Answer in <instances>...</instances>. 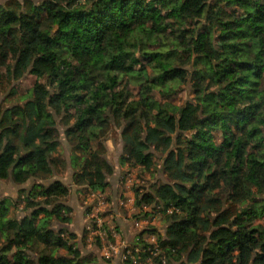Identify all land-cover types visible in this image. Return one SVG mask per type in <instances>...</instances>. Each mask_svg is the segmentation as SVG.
I'll return each instance as SVG.
<instances>
[{"label": "trees", "instance_id": "trees-1", "mask_svg": "<svg viewBox=\"0 0 264 264\" xmlns=\"http://www.w3.org/2000/svg\"><path fill=\"white\" fill-rule=\"evenodd\" d=\"M0 66L16 83L36 79L0 109V181H35L20 192L30 214L0 196V264L99 263L70 230L71 188L44 184L65 165L60 126L74 140L80 193L110 186L111 130L120 167L153 174L155 155L162 162L168 183L134 190L135 206L164 227L139 235L140 261L264 264V0L10 1L0 5ZM147 70L148 81L134 76ZM189 79L194 98L169 105L176 115L132 100V84L170 97Z\"/></svg>", "mask_w": 264, "mask_h": 264}, {"label": "rangeland", "instance_id": "rangeland-1", "mask_svg": "<svg viewBox=\"0 0 264 264\" xmlns=\"http://www.w3.org/2000/svg\"><path fill=\"white\" fill-rule=\"evenodd\" d=\"M20 2L26 3L27 0H0V5H6L8 2ZM44 0H29V2L35 4H41ZM192 72V68H188ZM6 68L0 66V109H6L14 106L19 102L20 97L30 90L36 82V79L32 76H28L20 83H16L11 80L8 74H6ZM189 71V72H190ZM135 77L141 80L148 81L152 77L151 71L147 70L140 74H135ZM126 85V82H125ZM149 88V89H148ZM151 88V89H150ZM16 90L17 95L13 96V91ZM130 90L133 94L132 100L136 103L139 102L143 108L145 100L147 98H153L155 103L151 109L152 112H162L164 114H175L177 109L170 110L169 105L175 108H181L187 102H191L194 98L192 95V82L186 85L176 87V91L171 94L170 97L165 95L160 90L154 88V85L148 82L144 85V89L141 90L140 86L132 84ZM150 107L148 108V110ZM63 126L59 127L60 141H61V156L65 165H60L55 169V176L50 181L44 182L45 185H49L53 181L61 180L64 184L71 188V194L66 199V203L74 210L73 219L75 225L73 228L78 232L77 241L79 248L82 252L99 253V257L102 264H126L122 259V252H124V246H129L130 249L133 245L130 243V236L137 233L140 230H145L149 227H157L164 232V227L159 219L161 216L158 213H153L151 208H145L144 212L135 206V202H131L134 198L135 201V189H140L141 193H148L152 188L158 184L168 183L166 175L161 172L162 162L155 155V160L158 165V171L153 174L145 173L138 168L120 167V158L123 154V144L120 140L119 131L111 130L108 135L106 145L108 147V159L115 168L114 175L110 178V186L101 194H93L89 192H81L80 188L74 185L73 182V170L70 165V154L74 148V140L69 139L66 136ZM217 138H221L216 134ZM35 181H30L24 185H15L11 181H0V196L10 200L17 201L16 207L13 208V212L22 217L26 214H30L31 211L27 210L23 195H20L21 191L29 190ZM77 192V194L75 193ZM80 193V194H79ZM134 205V206H133ZM112 214H117L114 218H111V210H114ZM152 213V221L146 218V213ZM97 220L102 221L101 227H98ZM263 220H259L258 223H262ZM127 227L130 228L131 233L125 235ZM102 236V237H101ZM86 238V240H85ZM146 243L151 242L150 236H146ZM116 244L121 248V253L118 255L110 253L107 256V249L109 244ZM94 250L95 252H90ZM86 254V255H89ZM96 256V254H94ZM97 255V256H98ZM108 257V258H107ZM141 264H148V262H142ZM152 264V263H150Z\"/></svg>", "mask_w": 264, "mask_h": 264}, {"label": "built area", "instance_id": "built-area-1", "mask_svg": "<svg viewBox=\"0 0 264 264\" xmlns=\"http://www.w3.org/2000/svg\"><path fill=\"white\" fill-rule=\"evenodd\" d=\"M98 227H101L103 224L101 220H97ZM102 237V236H101ZM136 254L133 253V251L129 248V246H124V252H122V259L126 264H141L142 261H140V258L138 257L137 253H140V250L135 251ZM112 253L113 255H118L121 253V248L117 246L116 244H109L107 249V256ZM108 258V257H107Z\"/></svg>", "mask_w": 264, "mask_h": 264}, {"label": "crops", "instance_id": "crops-1", "mask_svg": "<svg viewBox=\"0 0 264 264\" xmlns=\"http://www.w3.org/2000/svg\"><path fill=\"white\" fill-rule=\"evenodd\" d=\"M75 193L77 194V192H75ZM93 194H101V192H97V193H93ZM103 194H104V193H103ZM131 202H132V203L135 202V201H134V198H133V200H132ZM133 206H134V205H133ZM113 211H115V209H114V210H111V212H110V213H111V216H110L111 218H114V216L117 215V214H114V213L112 214ZM72 225H75L74 219H73V223H72ZM72 225L70 226V230L73 231L75 234H78V232L73 228ZM142 231H143V230H140V231H138L137 233H134V232H133V235L130 236V243H131V245H134V244H135V242L138 240V237H139V235L142 233ZM128 233H131V231H130V228L127 227V230L125 231V235H127ZM146 236H147V235H146ZM146 236H145V238H146ZM148 237H149V236H148ZM145 238H144V239H145ZM151 238H152V239H150V240H151V242H153V241H154V238H153V237H151ZM80 239H81V238H80ZM80 239H78L77 241L80 242ZM145 240H146V239H145ZM90 252H95V251H94V250H90ZM83 254L86 255V254H89V252H88V253L85 252V253H83ZM90 254H93V253H90ZM94 254H96V256H97L99 253L95 252ZM97 257H99V255H98ZM98 261H99L98 264H102L100 258H98Z\"/></svg>", "mask_w": 264, "mask_h": 264}]
</instances>
